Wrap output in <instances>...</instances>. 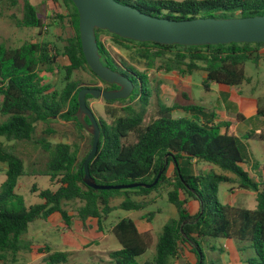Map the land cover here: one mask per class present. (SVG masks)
Wrapping results in <instances>:
<instances>
[{
  "label": "trees",
  "instance_id": "trees-1",
  "mask_svg": "<svg viewBox=\"0 0 264 264\" xmlns=\"http://www.w3.org/2000/svg\"><path fill=\"white\" fill-rule=\"evenodd\" d=\"M7 1L11 6L17 4L16 0ZM54 1L62 8L55 20L59 21L61 31H65L66 21L69 31L60 39L59 46L49 40L28 42L17 48L0 44V164L6 168L5 179L0 184V263L15 262V257L24 250L34 255L51 253L48 245L36 248L25 245L23 237L35 222L46 223L54 216L70 226L67 207L73 204L79 203L75 211L80 220L97 219L99 222L115 209H145L153 204L156 190L164 186L167 201L175 207L177 217L169 219L162 227L153 256L139 261L150 250L153 239L148 232L141 233L133 220L121 219L111 227V234L121 248L101 264H170L186 245L191 246L196 264H204L201 242L207 238L247 241L254 256L246 260V264H264V176L261 182H254L249 171L242 167L248 163L244 143L229 132L228 122L214 123V112L193 104L186 92L180 93L187 102L185 105L170 108L158 105L156 116L144 125L143 117L151 98L149 79L132 67L116 62L99 35L110 36L120 49H134L132 60L143 62L148 70L158 69L180 76L202 71L205 79L201 86L206 92L210 91V83L233 89L242 85L246 81L245 62L257 61L256 55L264 43L163 46L125 40L107 31L95 30L102 64L121 74L124 70L133 73L130 81L134 90L130 98L138 97V107L111 106L127 99L104 101L108 119L97 120L100 138L97 152L89 163V174L99 186L149 185L158 173L161 175L149 189L93 190L82 182L83 162L90 151L92 137L89 150L81 160L77 147L73 149L66 143L51 144L46 139L54 134L49 126L56 119L72 120L84 131L75 118L77 96L81 89L97 85L83 86L79 79H73L75 74L86 71L93 81L108 84L100 81L86 64L75 6L71 0ZM116 1L152 17L174 21L264 16V0ZM17 23L19 27L36 30L38 35L45 28L29 0H22L21 18ZM59 56L65 57L66 62L58 68ZM55 70L63 72L64 86L60 91H51L40 77L43 71ZM88 99L93 98L87 95ZM175 110H182L184 116L174 117ZM257 114L264 116V104L257 103ZM39 124L45 125L42 137L36 136ZM251 137L247 134L244 139ZM257 138L264 141V133ZM20 142L33 143L48 155L44 169L37 175L48 178L52 188L37 190L32 186V191H38L39 199L32 205H27L24 197L17 193L19 182L26 175L24 160L16 151ZM193 163H205L214 168L195 173ZM170 165H173L172 178L167 175ZM262 170L264 173V166ZM220 184L255 193L256 207L245 209L222 204L218 200ZM114 199H121V202L112 206L110 202ZM190 201L196 202L198 207L194 215L186 209ZM65 261L66 255L57 252L49 254L44 264Z\"/></svg>",
  "mask_w": 264,
  "mask_h": 264
},
{
  "label": "rangeland",
  "instance_id": "rangeland-1",
  "mask_svg": "<svg viewBox=\"0 0 264 264\" xmlns=\"http://www.w3.org/2000/svg\"><path fill=\"white\" fill-rule=\"evenodd\" d=\"M16 1L17 4L11 6L9 1L0 0V44L9 48H17L24 43L49 40L59 46L60 39L64 38L66 33L69 32L66 29V21H64L65 31H61L59 21L55 20L58 14L62 13V8L54 0H29L30 3L36 7L46 27V29L42 30V34L38 35V32L34 29L18 26L17 21L21 18L22 0ZM171 1L179 2L182 0ZM99 40L105 44L110 55L116 62H122L125 66L128 65L137 72L148 76L151 98L147 106V111L143 117L144 125L149 123V121L156 116L155 112L158 108V94L162 97L161 100H165L171 104V107L175 105L181 106L187 103L180 95L184 90L188 93L191 102L203 107L207 112H214L217 119L223 120L226 117H230L232 121L228 122V128L231 129V126L233 127L234 125L233 116L237 114L236 100L238 93L241 95L239 97L245 99L241 106L243 107V114L240 113L241 117L243 118L244 116V118H248V121H242V124L237 125L236 135L246 147L247 145L257 146L261 149L263 146V142L255 139H244L241 137V134L256 132L252 125V121L249 120L248 116L250 114H246L247 110L250 109L253 111L254 108V103L251 102L250 99H254L260 105L264 104V53L262 52L264 47L261 48L256 55L258 58L257 61L249 59L245 62L244 72L246 81L242 85L236 87V92L231 93V100V98L228 99L227 95L231 91L227 94H223L220 89L224 87L215 83H210V92L204 91L201 83L205 79V74L202 71H194L191 75L186 74L180 76L177 73H165L158 69L148 70L145 68L143 62L132 60V51H134V49H120L114 44L112 38L106 34H100ZM124 45L133 48L131 44L125 43ZM65 62L66 58L59 56L57 58L58 68ZM40 77L45 84L51 87V91H60L64 86L63 72L61 70H55L51 73L43 71L40 73ZM73 79H79L83 86H102V83L93 81V77L86 71L75 74ZM182 83L186 84L182 85ZM137 84L138 83L135 81V86H137ZM86 104L92 110L96 120L108 119L104 110L106 103L102 99H88L86 100ZM124 105H130L136 108L138 107V101L134 98H130L124 103L115 102L111 106L119 108ZM181 112L183 115V111ZM181 112L176 113L175 111L172 115L177 117ZM236 123L237 122H235V124ZM49 127L54 131V134H51L50 137L46 139L51 144L66 143L71 145L73 149L77 147L79 160L88 152L91 143V135L85 130H79L74 121L56 119ZM44 128L45 125H37V137L43 136L42 130ZM16 151L24 160L26 169V175L21 178L17 193L24 197L27 205L38 203V191H32V186L37 190L52 188L50 182H47L45 178L37 175L44 169L48 161V155L38 146L29 142L18 143ZM242 167L246 168V165H242ZM4 168L5 167L0 164V184L5 179V175L1 174ZM213 168V166L205 163H193V170L195 173H205ZM216 170L217 169H214V171ZM167 175L169 178H172L173 165L169 166ZM156 191L155 194L157 195H155L153 204L145 209L138 211L115 209L99 222L97 219H88L84 222L80 220L75 211L79 203L73 204L67 207L71 217L70 226L62 222L57 216L52 217L46 223L37 221L23 237L22 242L34 248L48 245L51 249V253H64L66 255V261L58 264L106 263L109 260V255L121 248L116 238L111 234V227L121 219H131L135 222L139 231H147L153 239V245L150 250L139 258V261L143 262L153 256L156 238L161 233L164 224L169 219L177 217L175 207L167 201L165 187L161 186ZM233 193L237 195L236 200L230 198ZM152 196H154V194H152ZM218 200L222 204H229L245 209H254L256 207L255 195L252 192H246L238 189L236 186L227 184H220L218 189ZM120 202L121 199H114L110 204L112 206H117ZM186 209L191 215H194L198 210L196 202H188L186 204ZM201 249L204 256V264H246V260L254 256V251L249 242L234 239L207 238L201 242ZM49 254L34 255L28 250H24L15 257V262H9V264H44V260ZM170 264H196V256L192 252L191 246L186 245L181 247L177 257L172 260Z\"/></svg>",
  "mask_w": 264,
  "mask_h": 264
},
{
  "label": "water",
  "instance_id": "water-1",
  "mask_svg": "<svg viewBox=\"0 0 264 264\" xmlns=\"http://www.w3.org/2000/svg\"><path fill=\"white\" fill-rule=\"evenodd\" d=\"M71 2L78 13L81 50L87 66L100 81L118 87V89L110 91L85 87L78 93V110L75 113V118L92 137L90 151L83 162L82 182L93 190H127L137 187L149 189L158 182L161 172L149 185L137 183L116 186L96 185L89 174V163L97 152L100 131L92 110L86 104V96L89 95L103 101L124 100L134 90L133 83L125 75L102 64L95 30L107 31L125 40L163 46L202 47L231 43L260 44L264 43V16L174 21L152 17L116 0H71ZM85 119L88 120V123Z\"/></svg>",
  "mask_w": 264,
  "mask_h": 264
},
{
  "label": "crops",
  "instance_id": "crops-1",
  "mask_svg": "<svg viewBox=\"0 0 264 264\" xmlns=\"http://www.w3.org/2000/svg\"><path fill=\"white\" fill-rule=\"evenodd\" d=\"M183 1V0H182ZM186 83H182V85H185ZM220 86H222V87H224V88H221L220 89V91L224 94V93H229L230 91V93L229 94H227L228 95V99H230L231 98V93L232 92H236L235 91V89H233V88H231V87H227V86H224V85H220ZM219 91V92H220ZM183 92H185L184 90H183ZM210 92V91H209ZM187 93V92H186ZM188 94V93H187ZM237 95H238V97H237V100H236V105H237V107H236V109H237V114H235L233 117H234V125H233V127L231 126V129H229V132L230 133H232V134H234L235 136H237L236 135V133H237V125H239V124H242V121H244V122H246V121H248V118H244V116H243V118L241 117V114L240 113H242L243 114V107H241L242 106V102H243V100H245V99H243V98H241V97H239V96H241L240 94H238L237 93ZM190 98V97H189ZM231 100H232V98H231ZM250 101L251 102H253L254 103V108H253V111H251L250 109L249 110H247V112H246V114L247 113H249L250 115L248 116L249 117V120H251L252 121V125H253V127H254V129L256 130V132H249V135H251V136H253V137H251V138H249V139H255V140H258V141H261V142H263L264 143V141L263 140H260L259 138H257V136L259 135V134H261V133H264V116H259L258 114H257V101H255L254 99H250ZM193 103V102H192ZM193 104H195V103H193ZM185 105V104H184ZM195 105H197V104H195ZM198 106V105H197ZM200 107V106H199ZM203 108V107H202ZM176 111V113L177 112H181L182 110H175ZM174 111V112H175ZM174 112H173V114H174ZM182 116H184V113H183V115H182V112H181V114L180 115H178L177 117H182ZM175 117V116H174ZM251 118V119H250ZM232 121V119L230 118V117H226L225 119H223V120H219V119H217V116H216V118L213 120V122L214 123H219V122H231ZM235 122H237L236 124H235ZM247 134L246 133H244V134H241V137L242 138H245V136H246ZM249 139H247V140H249ZM263 146L261 147V149L259 148V147H257V146H249V145H247V147H246V151H247V160H248V163H247V165H246V170L247 171H249V173L251 174V176L253 177V181L254 182H261L262 180H263V176H264V173H263V170H262V168H263V166H264V144H262ZM249 164V165H248ZM247 167H248V169H247ZM5 171H6V168H4V171L1 173V174H5ZM46 180H47V182H49V179L48 178H45ZM227 185H229V184H227ZM231 186V185H230ZM246 192H250V191H246ZM253 193V192H252ZM254 195H255V193H253ZM230 195V194H229ZM236 196L237 195H235L234 193L230 196V198H234L235 200H236ZM193 202V201H192ZM229 205V204H228ZM137 226V225H136ZM138 228V227H137ZM139 230V229H138ZM141 232V231H140ZM147 231H143V232H141V233H146Z\"/></svg>",
  "mask_w": 264,
  "mask_h": 264
},
{
  "label": "flooded vegetation",
  "instance_id": "flooded-vegetation-1",
  "mask_svg": "<svg viewBox=\"0 0 264 264\" xmlns=\"http://www.w3.org/2000/svg\"><path fill=\"white\" fill-rule=\"evenodd\" d=\"M152 70V69H151ZM159 71H162V70H159ZM123 73L126 75V77L129 79V80H131V78L130 77H132V75H133V73L130 71V70H124L123 71ZM123 74V75H124ZM148 77V76H147ZM159 87V86H158ZM96 88H101V89H103V90H105V91H110V90H116V89H118V87H116L115 85H104V84H102V86H96ZM149 88H150V85H149ZM158 90V89H157ZM132 93H133V91H132ZM132 93H131V95H132ZM158 93V92H157ZM131 95L127 98V99H130V97H131ZM135 100H138V97L137 98H134ZM157 99H158V102H157V104L158 105H162V106H164V107H166V108H170L171 107V104H169L168 102H166L165 100H161L162 99V97H160V95L158 94L157 95ZM157 112H158V108H157V110H156V114H157Z\"/></svg>",
  "mask_w": 264,
  "mask_h": 264
},
{
  "label": "built area",
  "instance_id": "built-area-1",
  "mask_svg": "<svg viewBox=\"0 0 264 264\" xmlns=\"http://www.w3.org/2000/svg\"><path fill=\"white\" fill-rule=\"evenodd\" d=\"M44 29H46V27ZM262 52L264 53V49L262 50Z\"/></svg>",
  "mask_w": 264,
  "mask_h": 264
}]
</instances>
